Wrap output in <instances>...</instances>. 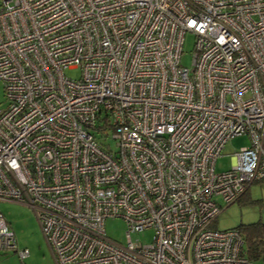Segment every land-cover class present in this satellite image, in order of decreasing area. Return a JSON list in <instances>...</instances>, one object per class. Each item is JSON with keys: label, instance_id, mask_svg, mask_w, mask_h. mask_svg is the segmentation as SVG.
<instances>
[{"label": "built area", "instance_id": "obj_1", "mask_svg": "<svg viewBox=\"0 0 264 264\" xmlns=\"http://www.w3.org/2000/svg\"><path fill=\"white\" fill-rule=\"evenodd\" d=\"M0 79V201L32 208L54 264H264L215 227L264 179V0H0ZM0 248H16L1 212Z\"/></svg>", "mask_w": 264, "mask_h": 264}, {"label": "rangeland", "instance_id": "obj_2", "mask_svg": "<svg viewBox=\"0 0 264 264\" xmlns=\"http://www.w3.org/2000/svg\"><path fill=\"white\" fill-rule=\"evenodd\" d=\"M194 36L187 32L183 37L180 64L185 67L191 66ZM64 73L75 78L79 75L78 68H67ZM6 106L3 93V82L0 79V109ZM111 133V130H110ZM98 142L109 144L110 149L115 150V140L103 136L94 130ZM250 143L246 134H239L228 139L221 149L220 155L215 160L214 167L217 171L228 170L234 162V154ZM247 196V197H246ZM246 198L236 200L217 213L215 227L218 230L235 228L240 224L252 222L264 223V181L253 182L246 191ZM0 212L6 219L7 224L14 233L16 248H0V264H54L49 248L42 235L39 223L32 208L18 201H0ZM105 234L117 242H126V225L121 217H107L104 219ZM153 234L152 228H146L138 232H131L132 241L148 243ZM27 249V255L20 257L19 249Z\"/></svg>", "mask_w": 264, "mask_h": 264}, {"label": "trees", "instance_id": "obj_3", "mask_svg": "<svg viewBox=\"0 0 264 264\" xmlns=\"http://www.w3.org/2000/svg\"><path fill=\"white\" fill-rule=\"evenodd\" d=\"M261 181H264V179L255 182ZM246 191L237 200L243 199L246 196ZM234 229L243 238V253L251 260L264 261V223L240 224Z\"/></svg>", "mask_w": 264, "mask_h": 264}, {"label": "crops", "instance_id": "obj_4", "mask_svg": "<svg viewBox=\"0 0 264 264\" xmlns=\"http://www.w3.org/2000/svg\"><path fill=\"white\" fill-rule=\"evenodd\" d=\"M249 188V187H248Z\"/></svg>", "mask_w": 264, "mask_h": 264}]
</instances>
